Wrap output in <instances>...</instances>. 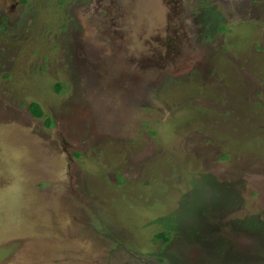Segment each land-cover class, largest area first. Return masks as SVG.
Listing matches in <instances>:
<instances>
[{
    "label": "rangeland",
    "instance_id": "obj_1",
    "mask_svg": "<svg viewBox=\"0 0 264 264\" xmlns=\"http://www.w3.org/2000/svg\"><path fill=\"white\" fill-rule=\"evenodd\" d=\"M0 264H264V0H0Z\"/></svg>",
    "mask_w": 264,
    "mask_h": 264
},
{
    "label": "flooded vegetation",
    "instance_id": "obj_2",
    "mask_svg": "<svg viewBox=\"0 0 264 264\" xmlns=\"http://www.w3.org/2000/svg\"><path fill=\"white\" fill-rule=\"evenodd\" d=\"M230 12H233V8H231ZM230 12H229V14H231ZM236 14H237V13H236ZM236 14H235V16H237ZM69 20H70V19H66V21H69ZM60 26H61L62 28H67V25L64 26V25H61V24H60ZM35 119H36V118H35Z\"/></svg>",
    "mask_w": 264,
    "mask_h": 264
},
{
    "label": "trees",
    "instance_id": "obj_3",
    "mask_svg": "<svg viewBox=\"0 0 264 264\" xmlns=\"http://www.w3.org/2000/svg\"><path fill=\"white\" fill-rule=\"evenodd\" d=\"M59 83H61V82H59ZM59 83H54L56 86L59 84ZM58 87V86H57ZM45 119H48V121L50 122V119L47 117V118H45ZM50 124V123H49ZM49 124H46V125H49Z\"/></svg>",
    "mask_w": 264,
    "mask_h": 264
}]
</instances>
